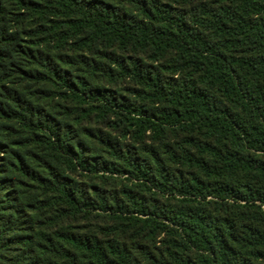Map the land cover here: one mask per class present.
Wrapping results in <instances>:
<instances>
[{
  "label": "trees",
  "instance_id": "16d2710c",
  "mask_svg": "<svg viewBox=\"0 0 264 264\" xmlns=\"http://www.w3.org/2000/svg\"><path fill=\"white\" fill-rule=\"evenodd\" d=\"M0 264H264V0H0Z\"/></svg>",
  "mask_w": 264,
  "mask_h": 264
}]
</instances>
